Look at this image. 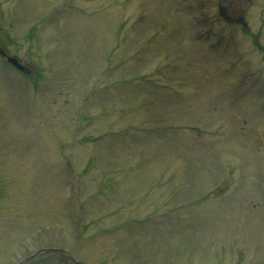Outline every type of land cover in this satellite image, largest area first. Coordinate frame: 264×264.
Returning <instances> with one entry per match:
<instances>
[{
	"label": "rangeland",
	"instance_id": "rangeland-1",
	"mask_svg": "<svg viewBox=\"0 0 264 264\" xmlns=\"http://www.w3.org/2000/svg\"><path fill=\"white\" fill-rule=\"evenodd\" d=\"M242 10L264 76V0ZM215 22V0H0L29 72L0 55V264H264L263 99L239 103Z\"/></svg>",
	"mask_w": 264,
	"mask_h": 264
},
{
	"label": "flooded vegetation",
	"instance_id": "flooded-vegetation-1",
	"mask_svg": "<svg viewBox=\"0 0 264 264\" xmlns=\"http://www.w3.org/2000/svg\"><path fill=\"white\" fill-rule=\"evenodd\" d=\"M218 1L222 2V0H218ZM241 8L242 6L237 4L235 0L228 1V5L226 6V12L230 17V20H229L230 22H233L234 20L238 19L244 13L249 14L248 12H243ZM233 26H237V25H233Z\"/></svg>",
	"mask_w": 264,
	"mask_h": 264
},
{
	"label": "water",
	"instance_id": "water-1",
	"mask_svg": "<svg viewBox=\"0 0 264 264\" xmlns=\"http://www.w3.org/2000/svg\"><path fill=\"white\" fill-rule=\"evenodd\" d=\"M9 61H10L14 66H16L18 69H20V70H23V69H24L23 66H21V65L17 62V60H16L15 58H9Z\"/></svg>",
	"mask_w": 264,
	"mask_h": 264
}]
</instances>
